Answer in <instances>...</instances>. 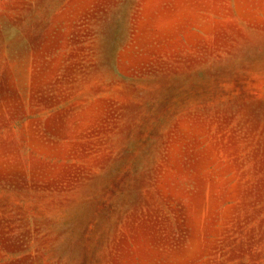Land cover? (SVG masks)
<instances>
[{"label":"rangeland","instance_id":"rangeland-1","mask_svg":"<svg viewBox=\"0 0 264 264\" xmlns=\"http://www.w3.org/2000/svg\"><path fill=\"white\" fill-rule=\"evenodd\" d=\"M0 264H264V0H0Z\"/></svg>","mask_w":264,"mask_h":264}]
</instances>
